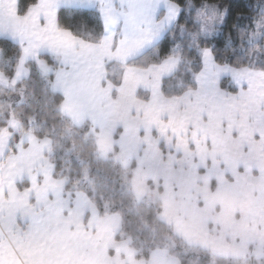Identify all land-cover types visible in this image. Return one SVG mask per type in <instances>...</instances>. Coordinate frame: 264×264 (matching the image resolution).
<instances>
[{"label":"snow or ice","instance_id":"obj_1","mask_svg":"<svg viewBox=\"0 0 264 264\" xmlns=\"http://www.w3.org/2000/svg\"><path fill=\"white\" fill-rule=\"evenodd\" d=\"M0 264H264V0H0Z\"/></svg>","mask_w":264,"mask_h":264},{"label":"trees","instance_id":"obj_2","mask_svg":"<svg viewBox=\"0 0 264 264\" xmlns=\"http://www.w3.org/2000/svg\"><path fill=\"white\" fill-rule=\"evenodd\" d=\"M245 2H250V0H245ZM252 2H254V0H252ZM130 169L133 168V165H129ZM127 235H132L133 236V239H135V233H128V234H125V235H122L120 237H117L118 240L120 239H125L127 238ZM133 247H135V245H133ZM141 259H144V260H147L148 257H147V253L144 254V256L141 257Z\"/></svg>","mask_w":264,"mask_h":264},{"label":"crops","instance_id":"obj_3","mask_svg":"<svg viewBox=\"0 0 264 264\" xmlns=\"http://www.w3.org/2000/svg\"><path fill=\"white\" fill-rule=\"evenodd\" d=\"M129 165H132V162L130 161Z\"/></svg>","mask_w":264,"mask_h":264},{"label":"rangeland","instance_id":"obj_4","mask_svg":"<svg viewBox=\"0 0 264 264\" xmlns=\"http://www.w3.org/2000/svg\"><path fill=\"white\" fill-rule=\"evenodd\" d=\"M130 163V162H129ZM132 165H133V162H132ZM133 167H134V165H133Z\"/></svg>","mask_w":264,"mask_h":264}]
</instances>
